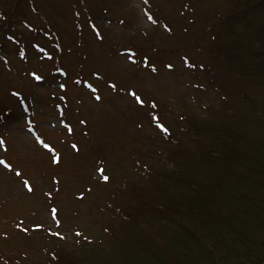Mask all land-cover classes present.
Returning <instances> with one entry per match:
<instances>
[{"label":"rangeland","instance_id":"rangeland-1","mask_svg":"<svg viewBox=\"0 0 264 264\" xmlns=\"http://www.w3.org/2000/svg\"><path fill=\"white\" fill-rule=\"evenodd\" d=\"M229 33L257 50L250 66L219 51ZM261 46L264 0H0V264H52L48 251L110 264L141 235L112 214L131 191L164 214L180 206L191 227L177 174L201 182L208 213L195 227L216 228L220 210L244 219L235 205L264 196L243 177L246 164L264 171V75L250 68ZM222 144L237 150L234 199L208 183L227 159L205 152Z\"/></svg>","mask_w":264,"mask_h":264},{"label":"trees","instance_id":"trees-1","mask_svg":"<svg viewBox=\"0 0 264 264\" xmlns=\"http://www.w3.org/2000/svg\"><path fill=\"white\" fill-rule=\"evenodd\" d=\"M239 14L238 12L236 13V15ZM236 15L225 19L229 22ZM228 35L231 37H229L231 39L229 43L224 42V37H220V41L217 40L219 51L224 52L226 60L231 63H246L250 66L251 61L254 59L252 54L257 52V50H252L249 43L237 38L235 35L230 33ZM212 39H215V37L212 36ZM259 52L264 54V46L260 47ZM259 62V64L255 62V65L250 68H253L252 71L256 74L259 72L258 74L261 76L264 75V59ZM257 64L258 66H256ZM153 115L158 117L155 113ZM186 126H191V129L200 132L191 122L187 121ZM213 139L217 144L225 141L223 136L218 138L213 135ZM224 146L228 148L224 147L216 151L205 152L209 160L210 158L216 159L215 153H219V157L215 163H221L223 159H227V161L220 164L224 166L220 169L219 174L215 171H212V174L210 173L211 181L208 183H217L219 185L218 183H222L223 181V185L228 186L227 189L224 186L228 191L227 195H230L234 199L233 195L235 192L232 188L233 186L237 187L236 182H238V179H242V176H239L231 167L233 165L231 154L237 152L236 148L229 144ZM244 156L238 157L237 160ZM174 165H176V162ZM246 166L252 173L250 177H245L247 173L243 176L244 180H249L251 183V185L248 184L249 190H260L263 193L264 171L262 178H259L256 176V164H250V166L246 164ZM174 172L172 171L176 175ZM148 175L151 177L152 171L148 172ZM225 176L230 177L229 180ZM171 177L174 184L180 181L178 185H182V189H186L188 193L191 192L189 198H191L190 201L193 204L189 203L187 209L186 207H182L183 210L187 211L189 222H192L191 227H184V224L180 223L181 220L178 216L180 206H170L169 204L171 213L164 214L161 211V206H159L164 203L156 202L158 200L152 197L141 200L137 196H134L132 191L124 193L122 200L118 202L121 204L115 205V209H113L112 214L120 216L115 227L134 225L141 235L130 234L128 239H126L127 243L118 250V254L110 257L112 258L110 264H117L118 261V264H264V196L257 197V199L251 198L248 202L245 200L243 203L235 205L237 208L241 207L244 210L242 213V218L244 219L233 215L236 218L234 221L235 218L233 216V219H231L230 215L226 216L220 210L215 215L218 226L213 225V227L216 228L205 230L201 227L199 229V227H195V224L204 223L201 221V217L206 216V213H208V207H200L195 201V197L202 191L201 182L197 180V177L193 179L192 174L187 175V177H181L178 174L175 177L173 175ZM228 181L235 183L232 184ZM212 195L213 193L209 192L207 196L211 197ZM204 199L207 200L209 198ZM206 200L204 201L206 202ZM223 201L226 204L228 202L225 199ZM260 203H263V205L260 206ZM232 204L233 201H231V206ZM246 217H250L251 220L247 221ZM227 224L229 225L227 226ZM219 229H222V231ZM109 234L113 236V230H110ZM48 253L52 256V258L49 257L52 264H70L63 257L62 252L55 254L48 251ZM115 257L118 259H115Z\"/></svg>","mask_w":264,"mask_h":264},{"label":"snow or ice","instance_id":"snow-or-ice-1","mask_svg":"<svg viewBox=\"0 0 264 264\" xmlns=\"http://www.w3.org/2000/svg\"><path fill=\"white\" fill-rule=\"evenodd\" d=\"M149 18L151 19V17H149ZM33 75L35 76V79H37V80L41 79L40 76L35 75V74H33ZM60 87L61 88H64L65 86L63 84H61ZM113 87H115V86L113 85ZM130 95L134 97V99L136 100L137 103H139V104H143L144 103V101L141 99V97L138 96L134 91L133 92H130ZM96 99H100V97L97 96ZM153 107H155L154 104H153ZM160 127H163V126L161 125ZM2 143H3V141H0V144H2ZM44 147L45 148H48L49 146L47 144H44ZM72 147L75 149L77 146L76 145H73ZM53 162L54 163L57 162L55 158L53 159ZM0 163H3V161H0ZM103 178L105 180H108V177L107 176H105ZM25 185L27 186V181H25Z\"/></svg>","mask_w":264,"mask_h":264}]
</instances>
